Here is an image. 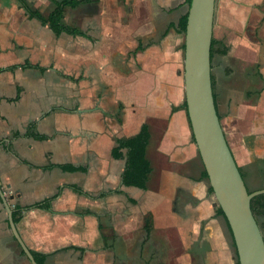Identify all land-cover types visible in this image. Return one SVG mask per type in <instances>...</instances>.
Instances as JSON below:
<instances>
[{
  "label": "crops",
  "instance_id": "obj_1",
  "mask_svg": "<svg viewBox=\"0 0 264 264\" xmlns=\"http://www.w3.org/2000/svg\"><path fill=\"white\" fill-rule=\"evenodd\" d=\"M28 1L43 12L42 0ZM187 8V0H86L63 8V23L78 32L56 34L18 0H0V187L12 210L50 198L15 222L45 264H235L187 117L179 28ZM212 37L216 50L227 47L216 75L211 65L227 143L239 166L264 172V87L234 80L237 61L264 77V0H215ZM142 123L144 188L122 183L125 158L111 153L115 137ZM158 226L166 238L154 237ZM0 264H31L1 195Z\"/></svg>",
  "mask_w": 264,
  "mask_h": 264
},
{
  "label": "water",
  "instance_id": "obj_2",
  "mask_svg": "<svg viewBox=\"0 0 264 264\" xmlns=\"http://www.w3.org/2000/svg\"><path fill=\"white\" fill-rule=\"evenodd\" d=\"M214 2L190 0L188 4L183 59L186 111L215 201L231 230L239 263L264 264V238L250 207V198L264 192V187L248 191L214 104L210 70ZM0 195L14 237L30 263L38 264L17 230L1 187Z\"/></svg>",
  "mask_w": 264,
  "mask_h": 264
},
{
  "label": "trees",
  "instance_id": "obj_3",
  "mask_svg": "<svg viewBox=\"0 0 264 264\" xmlns=\"http://www.w3.org/2000/svg\"><path fill=\"white\" fill-rule=\"evenodd\" d=\"M52 3V7L47 12H42L38 7L33 6L30 1L28 0H18L19 5L26 11L29 16H34L38 18L43 24H47L56 34L60 33L61 31H70V32H78L76 28H69L67 27L62 21V14L64 6H75L79 3L85 2L86 0H50ZM190 0H187L189 4ZM186 15L187 13L181 17L179 21V28L181 31H185L186 25ZM216 48L214 47V39L211 37V44H210V61L213 56V52ZM218 51L224 53L226 52L225 47H220ZM28 63V62H26ZM29 64V63H28ZM9 67V66H8ZM13 67V66H12ZM11 68V67H10ZM3 67H0L2 70ZM211 84H212V91H213V79L211 74ZM264 87V84L263 86ZM214 98V93H213ZM215 104V101H214ZM186 106V105H185ZM216 108V106H215ZM219 116V115H218ZM188 117V115H187ZM189 122V118H188ZM190 125V122H189ZM32 134L36 135L37 137H43L42 134ZM149 130L147 123H142L139 130L134 134L128 136H118L115 137V144L111 148V153L114 157H124L125 162L123 166V170L121 173V181L124 185H136L138 187H145L146 182L148 180L149 173L151 171V164L149 159L146 156V146L149 140ZM193 136V134H192ZM264 160V159H263ZM63 168L69 170L75 169H83L77 165L72 164H60ZM240 173L243 177V173L238 166ZM204 175L207 176V173L204 169ZM71 187L78 191V192H85L77 184H71ZM209 190L212 191V187L209 185ZM264 192L258 193L253 195L250 198V207L255 216V210L264 209ZM30 207H50V198H44L23 206H14L12 210V218L14 222H17L22 215V210L25 208ZM218 211L223 214L222 209L219 207ZM152 226V218L151 214L147 212L144 215V229L148 234ZM229 226V225H228ZM34 259L38 264H45L46 253L31 249ZM235 264H240L238 259H236Z\"/></svg>",
  "mask_w": 264,
  "mask_h": 264
},
{
  "label": "rangeland",
  "instance_id": "obj_4",
  "mask_svg": "<svg viewBox=\"0 0 264 264\" xmlns=\"http://www.w3.org/2000/svg\"><path fill=\"white\" fill-rule=\"evenodd\" d=\"M49 1L50 0H42L41 6H42L43 12H46V10H48V8L50 6V2ZM98 7L99 6L97 5V7H95V8H98ZM88 10H89L88 7L86 8L85 6H81L80 8L77 9V12H80V13L89 12ZM64 24L69 26V24H67V23H64ZM222 47H225L226 48V52H227L226 45H223ZM226 52L222 53V52H220V51H218L216 49L213 52V56H212L210 62H211V65L213 63V72L215 73V75L217 73L216 67L219 66L220 64L224 65L227 62L226 59H222L221 58V57L226 58ZM217 57H218V59H217ZM236 64L237 65H236V68H235V79L234 80L236 81V83H239V87L241 89H243V88H256L257 89L258 87L263 86L264 77L262 75L258 74V71L255 72V70L252 68L250 70V75L249 76L247 75V74H249L247 72V69H250L253 65L250 64V68H249V65H244L243 62H240V61H237ZM210 70H211V68H210ZM227 74L228 73H224V75H225L224 81L225 82H226V78H227L226 75ZM245 78H246V80L244 81ZM249 78H251V81H250ZM239 167H240L241 171H243L242 168L244 169L245 173H243V179L245 181V184L247 186L248 191H252L254 189H258V188L264 187V172H258V170L255 169V167L253 168V166L250 167V168H246L245 165L241 164ZM210 192H212V191H210ZM216 206H217V210H218L219 209V205L216 204ZM255 218L257 220V223H258V225L260 227L261 233H262L263 238H264V209L255 210ZM166 232H167V229H163L162 230L161 227L158 226L156 228L155 232L153 233V235H154V237H156L158 239H160L162 237L166 238ZM225 233H226L227 237H230L228 231L226 230V227H225ZM169 236L171 237V232H170Z\"/></svg>",
  "mask_w": 264,
  "mask_h": 264
}]
</instances>
